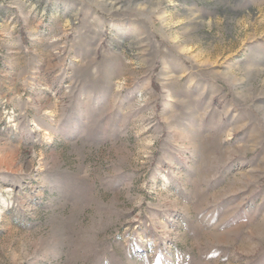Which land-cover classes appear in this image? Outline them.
<instances>
[{"label": "rangeland", "instance_id": "1", "mask_svg": "<svg viewBox=\"0 0 264 264\" xmlns=\"http://www.w3.org/2000/svg\"><path fill=\"white\" fill-rule=\"evenodd\" d=\"M0 264H264V0H0Z\"/></svg>", "mask_w": 264, "mask_h": 264}]
</instances>
